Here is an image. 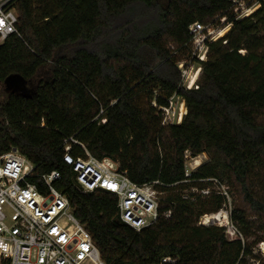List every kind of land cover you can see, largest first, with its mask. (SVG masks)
I'll list each match as a JSON object with an SVG mask.
<instances>
[{"label":"trees","instance_id":"1","mask_svg":"<svg viewBox=\"0 0 264 264\" xmlns=\"http://www.w3.org/2000/svg\"><path fill=\"white\" fill-rule=\"evenodd\" d=\"M229 0H19L21 39L0 44V155L16 149L34 166L30 182L46 194L42 175L59 172L54 187L69 200L105 264H247L252 248L229 241L224 229L198 226L217 213L220 196L168 194L159 219L135 231L117 218V197L82 193L63 162L64 148L83 158L119 164L136 185L201 188L215 179L237 187L249 210L264 215V3L233 21L223 39L208 45L198 89L179 88L176 68L188 54V28L225 15ZM225 41V44L223 43ZM244 51V53H241ZM25 86L8 93L4 80ZM177 93L185 101L181 124L161 126L156 107ZM105 120V123L101 121ZM209 160L184 177V154ZM184 181H189L185 183ZM247 214L230 211L246 234Z\"/></svg>","mask_w":264,"mask_h":264},{"label":"built area","instance_id":"2","mask_svg":"<svg viewBox=\"0 0 264 264\" xmlns=\"http://www.w3.org/2000/svg\"><path fill=\"white\" fill-rule=\"evenodd\" d=\"M18 1L0 0V44L10 36L21 39L16 11ZM229 3L225 15H218L207 24L189 26L188 54L176 64L180 89H198L208 45L223 39L233 21L249 17L264 0H229ZM158 109L162 127L181 124L187 112L184 99L177 93ZM64 152L63 162L76 175L75 182L82 190L86 193L102 190L117 197V218L124 225L139 231L159 219H170L169 210L159 211L158 190L155 189L158 182L139 186L119 171L120 175L113 174L111 167L105 164L109 159H74L68 145ZM33 176L34 166L16 149L11 148L0 155V264H105L90 234L75 218L68 198L54 187V183L61 179L59 172L41 176L47 187L46 194H41L30 182ZM189 176L184 175L186 179ZM201 182H213L217 189H221L216 195L228 199L225 186L218 180ZM192 189L201 198L214 195L205 187ZM199 224L223 228L228 240L240 237L226 208L204 215ZM166 263L174 262L167 258L160 264Z\"/></svg>","mask_w":264,"mask_h":264},{"label":"rangeland","instance_id":"3","mask_svg":"<svg viewBox=\"0 0 264 264\" xmlns=\"http://www.w3.org/2000/svg\"><path fill=\"white\" fill-rule=\"evenodd\" d=\"M241 53H244V51H241ZM185 57L182 56L180 59H183ZM154 104V107H156V112L160 118V113H159V107L156 106V104L153 102L152 105ZM160 120L162 121V118H160ZM102 123L105 122V120L101 121ZM83 146L81 147L84 151V157L82 160H90L91 158H93L89 152L85 149L84 145H80ZM209 160V157L206 153H202L198 156L192 157L191 154L189 152L185 153V157H184V169L186 170L185 175H190L191 172H193L196 168H198L199 165L207 162ZM105 164L109 167H111V171L113 174H119V164L117 162H113L110 160H106ZM76 175L74 176V180ZM220 182V181H219ZM222 183V182H221ZM202 185H200V187H205L207 189H209V191L211 192V194L214 195H209L210 197H214V196H218L216 195L217 193L219 194L221 189H217V187L215 186V184L213 182H204L201 183ZM225 187V190L227 192V196L228 199L225 196H222L224 198V204L222 206V208H226L227 211H232L234 208H241L245 211V213L247 214L246 217V234L244 235L241 231H238V226L235 225L240 237L239 239H241L242 241H244L246 244L250 245L252 248V254L251 256H249V258H247V264H264V215H258L257 213H254L252 211L249 210V207L247 206V203L244 201L243 196L240 195V193H238V189L237 187L233 186V187H229L226 184L222 183ZM160 186V185H158ZM254 186L256 191L260 194V195H264V179L263 177L260 175L255 181H254ZM156 187V186H155ZM75 188L78 191H81L82 193H86L85 190H82L78 184L75 182ZM154 189V188H152ZM157 191V190H156ZM189 192L193 193V189H189V191L187 190H180L179 188H175L171 191H158L157 192V197L159 200V203H162L163 200L166 198V196L168 194H179L180 196L183 197V199H187ZM205 199V198H201ZM208 199V197H207ZM213 214V213H211ZM118 217V214H117ZM203 217V216H202ZM200 217L198 219V222L196 223V225L200 226L201 224H199L200 219L202 218ZM119 220V219H118ZM204 226V225H201ZM209 226H214V225H209ZM207 227V226H205ZM217 227V226H216ZM238 239V237H237ZM237 239H233L230 241H234Z\"/></svg>","mask_w":264,"mask_h":264},{"label":"water","instance_id":"4","mask_svg":"<svg viewBox=\"0 0 264 264\" xmlns=\"http://www.w3.org/2000/svg\"><path fill=\"white\" fill-rule=\"evenodd\" d=\"M25 84L26 82L20 76L16 75L8 76L3 83L4 89L8 93L19 92Z\"/></svg>","mask_w":264,"mask_h":264},{"label":"bare ground","instance_id":"5","mask_svg":"<svg viewBox=\"0 0 264 264\" xmlns=\"http://www.w3.org/2000/svg\"><path fill=\"white\" fill-rule=\"evenodd\" d=\"M204 220L207 221V218H205Z\"/></svg>","mask_w":264,"mask_h":264}]
</instances>
